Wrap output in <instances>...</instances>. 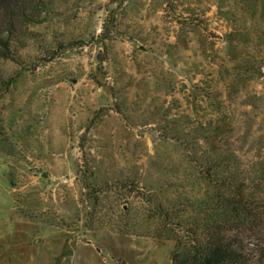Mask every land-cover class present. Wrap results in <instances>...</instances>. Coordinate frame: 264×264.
<instances>
[{"label": "rangeland", "instance_id": "374dc122", "mask_svg": "<svg viewBox=\"0 0 264 264\" xmlns=\"http://www.w3.org/2000/svg\"><path fill=\"white\" fill-rule=\"evenodd\" d=\"M46 1L0 60V264H170L149 200L264 156V0Z\"/></svg>", "mask_w": 264, "mask_h": 264}, {"label": "trees", "instance_id": "16d2710c", "mask_svg": "<svg viewBox=\"0 0 264 264\" xmlns=\"http://www.w3.org/2000/svg\"><path fill=\"white\" fill-rule=\"evenodd\" d=\"M47 8L46 0H0V60L14 58L13 43L46 19ZM192 162L198 172L181 186L202 188L199 198L182 192L175 200H149L168 234L177 232L170 264H264V156L242 164L226 150L195 154Z\"/></svg>", "mask_w": 264, "mask_h": 264}]
</instances>
